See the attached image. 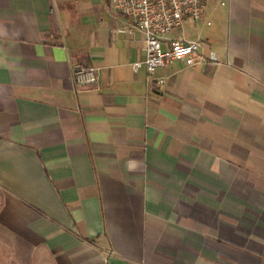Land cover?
<instances>
[{
    "label": "crops",
    "instance_id": "1",
    "mask_svg": "<svg viewBox=\"0 0 264 264\" xmlns=\"http://www.w3.org/2000/svg\"><path fill=\"white\" fill-rule=\"evenodd\" d=\"M186 26L150 82L107 0H0V264H264V0Z\"/></svg>",
    "mask_w": 264,
    "mask_h": 264
},
{
    "label": "built area",
    "instance_id": "2",
    "mask_svg": "<svg viewBox=\"0 0 264 264\" xmlns=\"http://www.w3.org/2000/svg\"><path fill=\"white\" fill-rule=\"evenodd\" d=\"M120 14L127 16L132 25L143 33L146 43L145 64L148 81L154 80L158 68L174 61H184L193 66L199 62H219L214 50L201 52L200 39L169 38L172 30L181 27L187 17L203 21L212 2L227 5L228 0H107ZM210 23V22H208ZM138 65V63H136ZM99 68L77 63L73 67L76 88L95 84ZM162 83L163 79L156 80Z\"/></svg>",
    "mask_w": 264,
    "mask_h": 264
},
{
    "label": "rangeland",
    "instance_id": "3",
    "mask_svg": "<svg viewBox=\"0 0 264 264\" xmlns=\"http://www.w3.org/2000/svg\"><path fill=\"white\" fill-rule=\"evenodd\" d=\"M192 23H193V19L192 18H190V17H187L186 18V27L188 28V30L190 29H193L194 28V26H191L192 25ZM189 25V26H188Z\"/></svg>",
    "mask_w": 264,
    "mask_h": 264
}]
</instances>
